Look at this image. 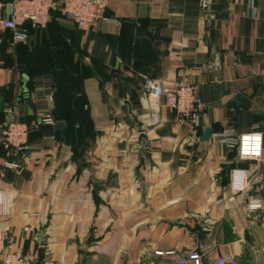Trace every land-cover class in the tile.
<instances>
[{"label": "crops", "instance_id": "1", "mask_svg": "<svg viewBox=\"0 0 264 264\" xmlns=\"http://www.w3.org/2000/svg\"><path fill=\"white\" fill-rule=\"evenodd\" d=\"M62 3L27 43L14 46L0 24V190L14 197L0 260L11 238L40 264H177L193 252L264 264V152L240 161L220 138L264 139V0H103L110 20L88 31ZM147 78L196 87L199 126L153 106ZM238 94L252 106L236 118ZM38 114L64 122V137L42 125L21 172L6 169L9 117ZM236 168L248 175L242 193L230 187ZM252 200L263 208L250 211Z\"/></svg>", "mask_w": 264, "mask_h": 264}, {"label": "built area", "instance_id": "2", "mask_svg": "<svg viewBox=\"0 0 264 264\" xmlns=\"http://www.w3.org/2000/svg\"><path fill=\"white\" fill-rule=\"evenodd\" d=\"M4 3V2H1ZM0 3V5H1ZM103 0H64L63 12L70 17L75 25L83 31L96 27L99 21H109L103 14ZM9 16L0 20L4 29L13 32L12 44L14 46L27 43L31 32L43 29L48 26L51 20V13L56 7V0H14L8 2ZM145 92L149 102L159 107L164 101L170 111L176 114L180 123L189 124L192 127L199 126L200 113L204 104L197 94L193 85L179 84L172 88H165L162 83L153 79L145 80ZM12 111H9L10 114ZM42 125H56V119L52 115L38 114L37 117L28 123L18 122L12 116L9 117L3 132L2 145L6 153L4 167L15 173L22 170L20 158L29 147L30 134ZM261 133L242 134L238 140L232 139L230 132L220 135L222 142L237 150V157L240 161H259L263 157L264 139L261 134L259 155L252 154L251 146L249 154L243 153L244 136H253ZM230 187L235 193H242L248 187L247 172L241 168L231 171ZM14 204L13 195L6 190H0V216L8 218L12 214ZM263 205L258 200L249 202L250 211H258ZM30 229L26 228L28 232ZM162 255V252H158ZM173 255V252L169 253ZM177 264H240L239 259L231 254H224L215 258L208 257L202 252L189 253L186 257L178 258ZM40 256L37 251L25 252L17 248L15 242L9 239V244L4 249L0 264H39Z\"/></svg>", "mask_w": 264, "mask_h": 264}, {"label": "water", "instance_id": "3", "mask_svg": "<svg viewBox=\"0 0 264 264\" xmlns=\"http://www.w3.org/2000/svg\"><path fill=\"white\" fill-rule=\"evenodd\" d=\"M14 0H0V2H13ZM204 10L206 13H208L210 11V4L209 3H205L204 5ZM115 71H112V75H114ZM235 104V117L238 118L240 113L242 111H246L248 110L251 106H252V100L249 99L248 97H246L243 94H238L236 96V99L234 101ZM57 120V124H56V129L59 130L62 134V137H64L65 131H66V125L64 122H62L58 117H55ZM213 136V130L212 128H205L203 130V137H202V141L207 142L209 141ZM145 135L141 134L139 137V142L141 144L142 140L145 139ZM42 242V241H41Z\"/></svg>", "mask_w": 264, "mask_h": 264}, {"label": "clouds", "instance_id": "4", "mask_svg": "<svg viewBox=\"0 0 264 264\" xmlns=\"http://www.w3.org/2000/svg\"><path fill=\"white\" fill-rule=\"evenodd\" d=\"M243 140V153L249 154V147L251 146L252 154L259 155V145L261 141V134H255L253 136H244Z\"/></svg>", "mask_w": 264, "mask_h": 264}, {"label": "trees", "instance_id": "5", "mask_svg": "<svg viewBox=\"0 0 264 264\" xmlns=\"http://www.w3.org/2000/svg\"><path fill=\"white\" fill-rule=\"evenodd\" d=\"M63 2H64V0H63ZM56 4H57V0H56ZM62 8H63V3H62ZM54 11V10H53ZM52 11V12H53ZM51 19H52V13H51ZM51 21V20H50ZM39 30V29H38ZM35 31H37V30H35ZM30 137H31V134H30ZM30 137H29V139H30ZM26 153V152H25ZM24 155V154H23ZM40 264V263H39Z\"/></svg>", "mask_w": 264, "mask_h": 264}]
</instances>
